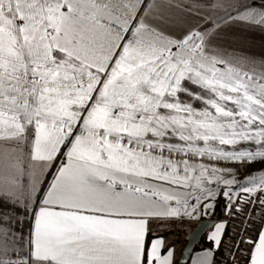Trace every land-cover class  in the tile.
<instances>
[{
  "label": "snow or ice",
  "instance_id": "1",
  "mask_svg": "<svg viewBox=\"0 0 264 264\" xmlns=\"http://www.w3.org/2000/svg\"><path fill=\"white\" fill-rule=\"evenodd\" d=\"M149 7L0 0V140L28 176L26 193L0 190V264H179L158 230L201 221L221 197L250 226L260 209L227 248L231 264H264V54L172 33ZM225 12L264 31V0ZM17 208L27 234L11 228ZM212 228L191 264H219L227 221Z\"/></svg>",
  "mask_w": 264,
  "mask_h": 264
},
{
  "label": "crops",
  "instance_id": "2",
  "mask_svg": "<svg viewBox=\"0 0 264 264\" xmlns=\"http://www.w3.org/2000/svg\"><path fill=\"white\" fill-rule=\"evenodd\" d=\"M208 1L209 0L206 2ZM143 2L150 6L147 14H149V18L152 22L159 24L172 33H181L189 29H199L202 19L204 18L201 15H199L198 18L195 17L194 14L196 11L191 8L194 7L196 3L205 2L204 0H143ZM218 25L219 26H215L213 30H207L210 33L209 39L212 40L214 45H220L229 51L238 49L255 56L264 54V31H261L259 28L249 29L241 25L225 23L224 20L220 21ZM54 172L55 167L49 175L47 183L52 179ZM47 183L44 188H46ZM216 222H218V220H216ZM178 226H180V224ZM181 226L183 227L184 225ZM152 227L155 229L156 225H152ZM212 230V228H209L203 236L206 238ZM176 232L173 233L170 229L158 230V234L164 237L174 234L173 239L166 240V242L175 246V256L178 260L185 244L184 236L187 232L184 233L183 238L179 232ZM203 248L207 247L201 246L194 249L190 256H194ZM187 264H191L190 257Z\"/></svg>",
  "mask_w": 264,
  "mask_h": 264
},
{
  "label": "rangeland",
  "instance_id": "3",
  "mask_svg": "<svg viewBox=\"0 0 264 264\" xmlns=\"http://www.w3.org/2000/svg\"><path fill=\"white\" fill-rule=\"evenodd\" d=\"M205 2L201 3H196L193 8L196 13L194 14L195 17H199V15L203 16L204 18L202 19V22L200 24V31L204 30H209V29H214L215 26L219 24L220 21L224 20L226 12V9H230V6L235 3V0H204ZM184 15V14H183ZM233 29V28H232ZM15 147V144L13 141H8V140H0V190L3 189H12L16 191L17 193L20 192H25L27 191V185H28V176L27 173H25L23 176H18L16 170L11 167L12 163L20 156V153L13 152L12 149ZM25 162H27V157H25ZM51 169H45L44 170V185H46L47 180L49 179V175L51 174L53 168ZM254 169H259V165H254ZM36 174H39L41 169L39 164H34V167L32 169ZM249 171H252L251 169ZM253 175H258V171H252ZM241 176L245 175L243 171L240 173ZM20 179L21 184L23 185V188H16L14 185H12L9 181L10 178L12 177H17ZM35 199V198H34ZM9 217L13 221V223L17 220L18 218L17 215H13L12 213H8ZM229 216L225 214V208L223 209V220L225 221ZM22 218H27L23 214L21 216ZM20 219V218H19ZM240 219L238 220L239 223ZM198 222V221H197ZM197 222H192V223H176L174 224L170 230L172 232H179L181 234V237L183 238L184 233L189 232L192 227L197 223ZM12 223V224H13ZM237 223V225H239ZM11 224V225H12ZM180 224V226H178ZM181 225H184L183 227ZM12 228V226H11ZM212 228V227H210ZM13 229V228H12ZM29 229V219L27 218V229L22 230L23 233L27 234ZM213 229V228H212ZM18 230V229H17ZM14 230V231H17ZM181 230V231H178ZM214 230V229H213ZM20 232V231H17ZM176 232V233H177ZM181 232V233H180ZM183 234V235H182ZM174 235V234H173ZM173 235H167L165 236L166 240H171L173 239Z\"/></svg>",
  "mask_w": 264,
  "mask_h": 264
},
{
  "label": "trees",
  "instance_id": "4",
  "mask_svg": "<svg viewBox=\"0 0 264 264\" xmlns=\"http://www.w3.org/2000/svg\"><path fill=\"white\" fill-rule=\"evenodd\" d=\"M255 207V214H254V218L256 219V225L254 226H250L249 228V233L248 235H252L254 233V231L259 227V213H260V209L258 206H253ZM225 208V200L224 198H219L217 200V205H216V209H215V213L212 215H208V216H204L202 219H214V220H223V209ZM13 215H17L18 218H16L17 220H21L23 221V223H16V221L11 225L13 230H17V231H22V230H26L27 229V218H22V213L21 210L19 208L16 209V211L10 212ZM20 218V219H19ZM241 218H243V216H236V217H228L225 221H227V229H226V233L224 236V240L225 243L224 245H222V247L220 248L219 252L217 253L216 259L219 262V264H231L232 262V258L229 256L227 248L232 245L236 240L239 239L238 234L240 233V229H239V225H237L238 220ZM209 247V243L206 240V238L204 236H202L200 242L195 246L194 249L199 248V247ZM187 264V263H186ZM241 264H243V262H241Z\"/></svg>",
  "mask_w": 264,
  "mask_h": 264
},
{
  "label": "water",
  "instance_id": "5",
  "mask_svg": "<svg viewBox=\"0 0 264 264\" xmlns=\"http://www.w3.org/2000/svg\"><path fill=\"white\" fill-rule=\"evenodd\" d=\"M216 222L214 219H202L201 221H198L192 229L187 232L184 236L185 244L181 250L180 256L178 258L179 264H186L188 262V259L193 252L195 246L200 242L202 236L206 233V231L212 227V224ZM203 223L204 227L200 230L198 234L195 236L190 235L189 233H192L194 229L197 228L198 224ZM183 254V255H182Z\"/></svg>",
  "mask_w": 264,
  "mask_h": 264
},
{
  "label": "built area",
  "instance_id": "6",
  "mask_svg": "<svg viewBox=\"0 0 264 264\" xmlns=\"http://www.w3.org/2000/svg\"><path fill=\"white\" fill-rule=\"evenodd\" d=\"M242 221H244V222L242 223ZM238 224H239L240 233H242L244 235H248L250 225L247 222V218L246 217L241 218V220L239 221ZM245 229L247 231H244Z\"/></svg>",
  "mask_w": 264,
  "mask_h": 264
}]
</instances>
